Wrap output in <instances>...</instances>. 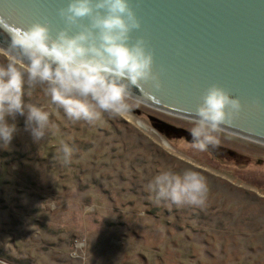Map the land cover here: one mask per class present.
I'll return each instance as SVG.
<instances>
[{"label":"rangeland","instance_id":"rangeland-1","mask_svg":"<svg viewBox=\"0 0 264 264\" xmlns=\"http://www.w3.org/2000/svg\"><path fill=\"white\" fill-rule=\"evenodd\" d=\"M31 102L58 127L36 143L18 116L0 147L3 264H264V145L222 130L194 153L189 119L136 100L95 125L72 122L39 88ZM186 169L206 177V204L156 202L153 177Z\"/></svg>","mask_w":264,"mask_h":264},{"label":"clouds","instance_id":"clouds-1","mask_svg":"<svg viewBox=\"0 0 264 264\" xmlns=\"http://www.w3.org/2000/svg\"><path fill=\"white\" fill-rule=\"evenodd\" d=\"M60 15L67 27L55 35L49 25L36 22L15 27L10 38L0 41V147L8 148L18 132V116L25 117L24 131L36 143L57 129L52 112L31 102L37 88L72 122L95 125L105 114L119 117L132 111L134 92L142 82L161 86L153 69L154 53L142 39L130 42L141 23L129 0H70ZM85 19L88 23H81ZM4 23L0 17V25ZM73 26L79 30L72 31ZM201 100L189 121L194 153L218 145V134L243 107L219 85L210 86ZM61 150L71 162L76 149L65 142ZM209 191L206 177L191 169L161 171L149 183L156 202L177 207H202Z\"/></svg>","mask_w":264,"mask_h":264},{"label":"water","instance_id":"water-1","mask_svg":"<svg viewBox=\"0 0 264 264\" xmlns=\"http://www.w3.org/2000/svg\"><path fill=\"white\" fill-rule=\"evenodd\" d=\"M70 0H0V41L15 27H67L60 10ZM154 53L155 81L134 92L139 103L189 119L212 85L239 98L242 109L222 130L264 145V0H129ZM87 24L88 20L81 21ZM73 26L72 31H78Z\"/></svg>","mask_w":264,"mask_h":264},{"label":"flooded vegetation","instance_id":"flooded-vegetation-1","mask_svg":"<svg viewBox=\"0 0 264 264\" xmlns=\"http://www.w3.org/2000/svg\"><path fill=\"white\" fill-rule=\"evenodd\" d=\"M232 157H234V158H237V156L236 155H232ZM252 162H254L253 160H251V162L249 161V164H251ZM256 163L257 164H260L261 163V161L259 160V161H256Z\"/></svg>","mask_w":264,"mask_h":264}]
</instances>
